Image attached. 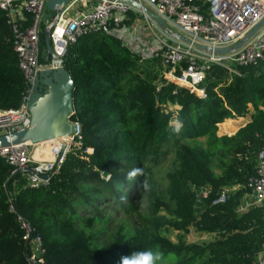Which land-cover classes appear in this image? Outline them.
<instances>
[{"label": "trees", "instance_id": "16d2710c", "mask_svg": "<svg viewBox=\"0 0 264 264\" xmlns=\"http://www.w3.org/2000/svg\"><path fill=\"white\" fill-rule=\"evenodd\" d=\"M26 17L28 25L32 16ZM42 30L40 48L45 49V24ZM111 30L109 36L84 35L67 48L63 66L74 82L70 119L81 126L82 147L67 154L49 187L29 189L22 174H12L14 167L0 158V264H28L17 215L42 239L39 264H120L122 256L146 249L160 251L171 264H257L264 248V205L237 210L244 185L255 175L256 155L264 148V63L236 67L240 76L213 66L199 86L204 96L198 97L139 68L143 59L161 67L159 43L157 52L150 49L152 57L143 58ZM25 91L11 28L0 11V109H17ZM249 106L250 121L238 129L243 120L234 119L246 117ZM172 121L180 125L178 133ZM218 126L230 136L217 135ZM199 139L205 145L189 144ZM167 161L173 169L159 190L151 177ZM203 186L210 193L198 201L192 189ZM234 186L239 189L224 203L213 204ZM146 188L149 217L131 231L118 228L104 243L103 232L92 229L107 225L108 219L93 209L90 218L75 210L106 200L135 213L136 197L124 192ZM9 199L15 213L9 211ZM161 210L169 217L159 215ZM190 227L217 239L173 244L160 235L163 228L188 233Z\"/></svg>", "mask_w": 264, "mask_h": 264}, {"label": "built area", "instance_id": "2783aa9c", "mask_svg": "<svg viewBox=\"0 0 264 264\" xmlns=\"http://www.w3.org/2000/svg\"><path fill=\"white\" fill-rule=\"evenodd\" d=\"M156 13L166 24L170 33H177L193 44L177 41L170 33L161 30L143 11L120 0H72L59 8L50 19L49 30L52 54L63 65L67 48L87 34L110 35L112 28H119L129 20V14H138L146 29L163 48L158 57L162 67V78L175 82L178 87H187L198 97L204 96L203 84L213 66L224 69L229 75L240 76L236 67H249L264 63V26L246 42L242 48L232 53L215 55L198 46L211 49H232L257 24L264 19V0H136ZM48 0H0V11L4 12L12 32V46L18 60L26 91L17 109H0V134L9 135L29 127L30 116L27 109L33 93L35 78L39 72L54 69L53 59L44 56L40 48V34L43 21H47ZM93 2V5H92ZM32 16L27 23V15ZM154 28L160 33L158 35ZM136 30L135 22L130 26ZM45 31V30H44ZM198 45V46H197ZM45 58V63L40 58ZM139 60L138 62H141ZM182 63L186 66L182 67ZM64 67V66H63ZM179 70V74H177ZM167 76L171 77L169 80ZM71 118V117H70ZM69 118L74 132L43 143H23L0 149V158L14 167L12 174L21 173L29 189L47 188L59 171L65 157L73 148L82 147L81 126ZM1 136V135H0ZM255 175L244 185L243 201L238 213L264 205V148L256 155ZM31 170L30 171H28ZM198 189V201L210 193L209 187ZM232 192L224 189L213 204L224 203ZM9 211L15 213L13 200L9 199ZM16 221L23 232L22 239L28 249V264H39L44 247L36 229L21 216ZM264 248L256 257L257 264H264Z\"/></svg>", "mask_w": 264, "mask_h": 264}, {"label": "water", "instance_id": "95a60500", "mask_svg": "<svg viewBox=\"0 0 264 264\" xmlns=\"http://www.w3.org/2000/svg\"><path fill=\"white\" fill-rule=\"evenodd\" d=\"M70 1L72 0H48L46 11L51 14H58L59 8L68 4ZM120 1L143 11L161 30L170 33L165 22L156 13L141 6L136 0ZM263 26L264 19L250 30L232 49H211L204 46H197L203 51L215 55L232 53L242 48ZM170 34L177 41L195 45L177 33ZM44 41L47 55L53 59L56 67L54 69L48 68L36 75L33 93L30 95L27 106L30 116L29 127L9 135H1L0 149L23 143H43L61 136L67 137L74 132V127L68 123L69 118L73 114L72 92L74 82L60 60L55 59L52 54L48 28L44 31ZM28 171L31 172L29 169Z\"/></svg>", "mask_w": 264, "mask_h": 264}, {"label": "rangeland", "instance_id": "374dc122", "mask_svg": "<svg viewBox=\"0 0 264 264\" xmlns=\"http://www.w3.org/2000/svg\"><path fill=\"white\" fill-rule=\"evenodd\" d=\"M92 5H93V2H92ZM45 12H46L45 18H48V20L47 21L44 20L43 24L45 22H47V27H48L52 23V20H50V18H52L54 14H50L47 11H45ZM130 19L131 20L129 22L123 24L122 26H126L127 29H130L129 27L131 26V23L134 21L136 24V30L134 31V33H139V36H141V37L145 36L144 38H146V36H147L148 37L147 39L149 40L150 44L153 45V47L151 48L152 52H154V51L157 52L158 41L155 37H153L150 34V32L147 31L146 26L143 23L141 14L140 13H138L137 15L131 14ZM137 23L140 25H137ZM154 30L158 35H160V33L157 31L156 28H154ZM43 51L45 52L44 48L42 49V54L44 56ZM142 62H140V63L138 62V66H140L139 68H142L143 70H145L147 72H150L148 69L149 67L146 68V66H148V65H145L144 61H142ZM155 68H157L156 69L157 71L160 70V68L157 66ZM151 73H154V72H151ZM155 74L157 76L161 75L160 71H158ZM174 108L175 107H173V106L170 107L171 110H173ZM250 110H251V106H249V113H250ZM234 120H238V119H234ZM242 120H243V123L245 124L249 120V114L246 117H244ZM177 124H178L177 122L172 121L170 123V126L176 127ZM241 126L238 129H240ZM0 135H2V134H0ZM217 135L222 136V133L220 131H218ZM223 135H228V134H223ZM228 136H230V135H228ZM189 144H191V145H194V144L205 145V139H199L198 141L190 142ZM172 169H173L172 162L167 161L163 167L154 171L155 174L151 177V179L153 180V185L154 186L158 185L159 190L162 188V186L166 187L164 176L168 171H170ZM238 189H239L238 186L231 187L230 190L232 192H230V194L235 192ZM192 190L195 194H198V189H192ZM124 194H127L130 197H132V196L136 197V199L133 201V204L135 206V211H136L135 213H133V212L126 213V210H120L119 208L115 207L113 205V203L107 204L106 200L97 202L95 206H93L91 208L89 207L86 210H84L80 206L75 208L77 213L79 215H81L82 217L90 218L91 216H93L94 214L91 213V209H93V210L97 211V213H100L104 218L108 219L107 225L97 224L92 229L93 233H98L100 231L103 232L101 234V238H102L101 243H104L109 238V235L113 234V232H115L120 227H123L125 231H131L135 227L141 225L143 223V219L146 217H149V215L151 213L150 205H149V189L148 188H146L145 192H140L139 190L135 191L133 189H130L127 193L124 192ZM159 215L169 217L164 210H161L159 212ZM160 235L162 237L168 239L173 244H177L180 241H183L187 244H206V243L212 242V241L217 239V235H215V234L199 233V232L195 231L192 227L189 228L188 233H184L183 231H178V230H175L173 228H163L160 230ZM157 264H171V263L166 262L165 260L161 259L160 261L157 262Z\"/></svg>", "mask_w": 264, "mask_h": 264}, {"label": "crops", "instance_id": "0c3cea01", "mask_svg": "<svg viewBox=\"0 0 264 264\" xmlns=\"http://www.w3.org/2000/svg\"><path fill=\"white\" fill-rule=\"evenodd\" d=\"M45 15L46 14H44V16ZM128 18H129V20H131L130 16H128ZM132 23H134V21ZM132 23H131V25H132ZM137 25H140V24L137 23ZM111 33H112L113 36L117 37L122 42L123 46L127 47L132 52H135L136 54L141 55L143 58L152 57L153 54H150V49L153 47V45L150 44L149 40L147 39L148 38L147 36H146V38H144L145 36L141 37V36H139V33H134V31H132L131 29H127L126 26H122V25L119 28H112ZM144 56H146V57H144ZM40 62L41 63H45V58L43 56H41ZM145 65H148L147 67H149L148 69H149L150 72H154V74H155L158 71H160V73L162 75V71H161L162 67H160V70L157 71L156 70L157 68H155L154 66H151L150 64H146V63H145ZM252 113H253V109L251 107V110H250V113H249V120L245 124H247L250 121V115ZM237 119L239 120V119H243V118H237ZM245 124H243L241 127H243ZM218 131H220L219 126H218ZM223 134H226V133H222V135ZM242 201H243V199H242ZM263 256H264V253H263Z\"/></svg>", "mask_w": 264, "mask_h": 264}, {"label": "clouds", "instance_id": "9594fccd", "mask_svg": "<svg viewBox=\"0 0 264 264\" xmlns=\"http://www.w3.org/2000/svg\"><path fill=\"white\" fill-rule=\"evenodd\" d=\"M175 132L180 131V125L174 128ZM134 175L130 174L131 176ZM162 253L158 250L146 249L141 251H133L127 256H122L120 258V264H157L162 258Z\"/></svg>", "mask_w": 264, "mask_h": 264}, {"label": "bare ground", "instance_id": "6f19581e", "mask_svg": "<svg viewBox=\"0 0 264 264\" xmlns=\"http://www.w3.org/2000/svg\"><path fill=\"white\" fill-rule=\"evenodd\" d=\"M167 78H168L169 80H172V78H171V77H169V76H167Z\"/></svg>", "mask_w": 264, "mask_h": 264}]
</instances>
